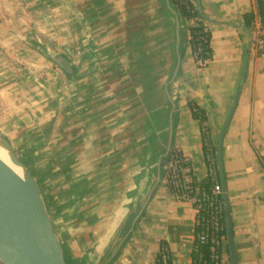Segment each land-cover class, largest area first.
<instances>
[{
	"label": "crops",
	"instance_id": "1",
	"mask_svg": "<svg viewBox=\"0 0 264 264\" xmlns=\"http://www.w3.org/2000/svg\"><path fill=\"white\" fill-rule=\"evenodd\" d=\"M188 2L210 36L202 69L192 21L178 19L177 50L165 0H0V133L70 264H156L162 247L169 264H191L195 212L163 185L169 141L201 179L189 103L216 151L237 93L222 144L232 246L236 264H264V54L244 20L254 0ZM45 55L66 59L73 80Z\"/></svg>",
	"mask_w": 264,
	"mask_h": 264
},
{
	"label": "water",
	"instance_id": "2",
	"mask_svg": "<svg viewBox=\"0 0 264 264\" xmlns=\"http://www.w3.org/2000/svg\"><path fill=\"white\" fill-rule=\"evenodd\" d=\"M166 8L176 17V35L179 38V21L176 13L165 0ZM201 14V9L198 8ZM176 49H179V41ZM66 76L73 80V71L66 59L45 55ZM180 57L174 68L171 83L175 80ZM238 93L226 122L219 131L216 144V160L219 183L222 190V206L225 218L226 240L231 264H236L232 246L230 214L225 194L222 168L223 137L234 110ZM171 135V129H170ZM169 141L166 157L170 152ZM0 148L7 153L8 161L22 172L21 178L8 172L0 165V264H70L64 246L57 237L41 195L31 176L15 154L0 142Z\"/></svg>",
	"mask_w": 264,
	"mask_h": 264
},
{
	"label": "built area",
	"instance_id": "3",
	"mask_svg": "<svg viewBox=\"0 0 264 264\" xmlns=\"http://www.w3.org/2000/svg\"><path fill=\"white\" fill-rule=\"evenodd\" d=\"M252 13L250 32L253 47L257 53L264 54V19L258 14L255 0ZM204 42L202 37L196 38L193 45L188 42L190 55L199 69L206 67L210 61V55L204 49ZM197 123L204 176L201 179L196 177L182 153L170 150L163 167V185L175 202L188 204L195 212L196 244L193 250L197 252L199 246L210 245L213 264H221L225 237L222 235V190L218 178L216 151L207 123L198 121ZM156 262L169 264V255L165 247L160 249Z\"/></svg>",
	"mask_w": 264,
	"mask_h": 264
},
{
	"label": "trees",
	"instance_id": "4",
	"mask_svg": "<svg viewBox=\"0 0 264 264\" xmlns=\"http://www.w3.org/2000/svg\"><path fill=\"white\" fill-rule=\"evenodd\" d=\"M170 7L172 10L176 13L177 18L180 21H192L193 26L189 30L188 34V42L193 45L196 38L202 37L204 42V49L208 54L211 56L210 46H209V32L205 30V27L201 21V16L197 12V10L194 8L192 4L188 2V0H168ZM255 5L258 11V14L261 16V18L264 19V8H263V0H255ZM245 20V26L248 30H251V23L253 20V13H248L244 16ZM190 112L192 115V118L199 123H206L204 114L198 110L196 107L193 106V104L189 103ZM174 151L173 149L171 150ZM189 164V163H188ZM221 222L223 225V231L222 235L226 238V231H225V218L224 213H222ZM195 238H196V232H195ZM194 244H196V239ZM220 253V251H217ZM211 247L210 245L205 246H199L198 251L195 252L192 251V261L191 264H213V261L211 259ZM156 264H160L156 262Z\"/></svg>",
	"mask_w": 264,
	"mask_h": 264
},
{
	"label": "bare ground",
	"instance_id": "5",
	"mask_svg": "<svg viewBox=\"0 0 264 264\" xmlns=\"http://www.w3.org/2000/svg\"><path fill=\"white\" fill-rule=\"evenodd\" d=\"M0 165L8 172L14 174L18 178H21L22 172L20 169L14 168L8 161L7 153L0 148Z\"/></svg>",
	"mask_w": 264,
	"mask_h": 264
},
{
	"label": "rangeland",
	"instance_id": "6",
	"mask_svg": "<svg viewBox=\"0 0 264 264\" xmlns=\"http://www.w3.org/2000/svg\"><path fill=\"white\" fill-rule=\"evenodd\" d=\"M5 110H6V106H4V104L0 101V121L5 116V112H4ZM0 142H2L6 147H8L12 151L10 145L4 140L3 135L1 133H0Z\"/></svg>",
	"mask_w": 264,
	"mask_h": 264
}]
</instances>
